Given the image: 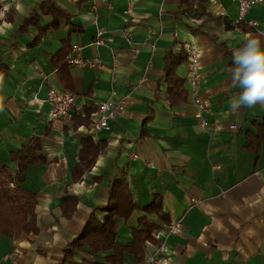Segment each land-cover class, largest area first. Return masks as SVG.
I'll use <instances>...</instances> for the list:
<instances>
[{"label": "crops", "instance_id": "crops-1", "mask_svg": "<svg viewBox=\"0 0 264 264\" xmlns=\"http://www.w3.org/2000/svg\"><path fill=\"white\" fill-rule=\"evenodd\" d=\"M46 1L65 13L55 27L41 10ZM1 7L0 168L15 175L11 154L33 140L41 161L25 167L20 184L35 195V231L1 237L0 264H141L130 251L113 263L114 249L91 235L78 240L89 219L107 221L114 184L125 185L136 206L127 219L113 218L116 246L132 245L141 219L160 228L144 243L142 264L156 244L159 264H264V105L228 104L240 91L231 86L232 53L246 34H264V0L247 13L255 27L237 23L232 0H0ZM33 15L36 24L25 26ZM97 28L103 45L93 43ZM187 46L199 54L203 113L190 98L187 61L173 71L181 95L169 92L164 74L168 54ZM62 48L94 65L58 69L51 58ZM63 91L73 94L74 110L52 120L50 94ZM104 101L124 110L92 131ZM81 139L100 148L88 170L79 166ZM155 195L161 216L144 211ZM177 221L180 234H167Z\"/></svg>", "mask_w": 264, "mask_h": 264}, {"label": "trees", "instance_id": "trees-1", "mask_svg": "<svg viewBox=\"0 0 264 264\" xmlns=\"http://www.w3.org/2000/svg\"><path fill=\"white\" fill-rule=\"evenodd\" d=\"M82 1V0H80ZM84 1V0H83ZM184 2L185 0H181ZM42 12L49 14L53 20V27L59 24L60 18L65 17L64 11L54 5L51 1H46L41 5ZM36 16V15H35ZM35 16H30L26 19L25 26L32 22L36 24L37 20ZM69 51L64 48L60 49L52 58L51 62L59 69L60 67H67L68 64L65 61L66 56ZM165 69L164 74L168 80V88L170 93L182 94L181 81L175 77L173 71L175 66L187 61L185 51L180 52V54L172 56L168 54L165 58ZM178 89L180 90L178 92ZM78 122H86L85 120L78 119ZM262 138V135L259 137ZM258 139V138H257ZM81 151L79 154V166L88 170L92 167L95 157L100 152L98 146H94L92 142L88 139H81ZM39 146L36 140H33L27 146L19 149L18 153H12L10 159L17 165V170L15 175H12L5 171L4 168H0V238L1 237H11L19 232H34V204L35 195L20 188V184L23 181L22 173L28 164H33L34 161L40 160V156L37 154L39 151ZM13 184L11 187L10 184ZM115 191L112 192L110 199L107 203L106 212L109 213L107 221L99 224L92 219L85 224L82 233L80 234V239L85 236L91 235L93 238H97L100 245L103 248L109 249L113 248L115 253L111 261L113 263L119 262L121 255L124 251L132 252L137 261L141 264L143 263V252L144 243H154L156 240L153 237V231L160 229L159 226L153 224L152 222H146L143 219L140 220L143 223V230L135 231L133 230V242L130 247L120 248L114 243L115 231H114V217H124L127 219L130 213L135 209V204L131 200L129 190L125 185L114 184L112 187ZM115 199L114 201H112ZM146 213L155 212L161 216V204L160 198L155 195L151 200V205L144 209ZM87 244L92 247L90 241H86ZM86 242H80L83 245Z\"/></svg>", "mask_w": 264, "mask_h": 264}, {"label": "built area", "instance_id": "built-area-1", "mask_svg": "<svg viewBox=\"0 0 264 264\" xmlns=\"http://www.w3.org/2000/svg\"><path fill=\"white\" fill-rule=\"evenodd\" d=\"M12 2L15 0H11ZM231 1V0H230ZM237 3L238 10H237V23H245L248 24L250 27H255L256 23L255 21H250L246 19L247 13L250 10L254 0H232ZM5 10L3 7L0 8V16L1 14H4ZM103 32L100 28H97L96 30V37L93 41L96 45H103L104 39L102 37ZM72 52L77 51L78 48L76 45L72 47ZM185 54L187 59V64L189 65V73L190 77L187 79L191 90H190V98L191 101L197 106L200 113L206 112L207 107L197 98L196 92H197V77L195 73V64L198 61L199 54L197 50L192 46H187L185 48ZM65 61L71 65H78L81 67H85L87 65H94V62H85L77 57H73L71 54H68L65 58ZM73 94L68 91H63L61 93H51L50 94V101L53 103V110L50 113V118L52 120L62 121L63 119L67 118L70 111L74 110L73 105ZM124 110V105L119 103H114L112 101H104V103L98 104L96 108V119H94L91 122L90 130L92 131H98L101 129H104L108 123L112 120H114L115 117H117L122 111ZM200 125L205 126L204 121L200 120ZM10 186L12 187L13 184L11 183ZM182 229V223L181 221L174 222L170 225H168L165 229L167 234H180V231ZM156 249L152 255L148 257L145 264H159V256L160 252L162 251L163 247H161V244H156Z\"/></svg>", "mask_w": 264, "mask_h": 264}, {"label": "clouds", "instance_id": "clouds-1", "mask_svg": "<svg viewBox=\"0 0 264 264\" xmlns=\"http://www.w3.org/2000/svg\"><path fill=\"white\" fill-rule=\"evenodd\" d=\"M230 81L240 91L228 104L233 111L264 105V34H246L232 53Z\"/></svg>", "mask_w": 264, "mask_h": 264}]
</instances>
